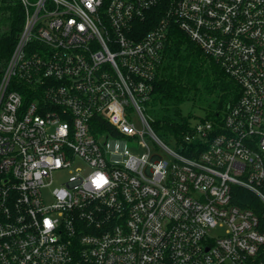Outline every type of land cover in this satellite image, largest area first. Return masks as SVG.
<instances>
[{
    "label": "built area",
    "instance_id": "1",
    "mask_svg": "<svg viewBox=\"0 0 264 264\" xmlns=\"http://www.w3.org/2000/svg\"><path fill=\"white\" fill-rule=\"evenodd\" d=\"M16 2L0 264H264V0ZM173 29L239 91L171 149L144 106Z\"/></svg>",
    "mask_w": 264,
    "mask_h": 264
},
{
    "label": "trees",
    "instance_id": "2",
    "mask_svg": "<svg viewBox=\"0 0 264 264\" xmlns=\"http://www.w3.org/2000/svg\"><path fill=\"white\" fill-rule=\"evenodd\" d=\"M21 24L22 14L16 0H0V63L11 52ZM238 91L213 59L181 31L173 29L154 81L150 105L157 107V112L151 125L163 139L169 134L181 137L191 125L190 116L180 114L182 104L192 103L203 109V119L212 120L237 99Z\"/></svg>",
    "mask_w": 264,
    "mask_h": 264
},
{
    "label": "rangeland",
    "instance_id": "3",
    "mask_svg": "<svg viewBox=\"0 0 264 264\" xmlns=\"http://www.w3.org/2000/svg\"><path fill=\"white\" fill-rule=\"evenodd\" d=\"M156 110H157V107H155V106H152V105H149V104L144 106V114L150 120V122L155 120V115H156V112H157ZM179 111H180V114L183 117L190 116V122H191L192 125L196 124L198 119H202V118L205 117V112L203 111V109L193 105L190 102H186V103L182 104L179 107ZM153 131H154L155 135L157 136V138L164 145H166L167 147H169L171 149L174 148L173 141L171 139V135L170 134L168 135V137L166 139H163V138L160 137L158 131H155L154 129H153ZM216 233H217V231L212 233V234H216Z\"/></svg>",
    "mask_w": 264,
    "mask_h": 264
}]
</instances>
